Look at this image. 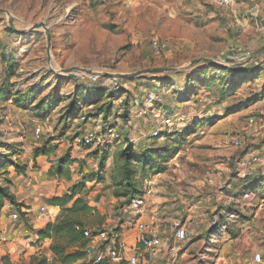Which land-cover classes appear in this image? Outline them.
Here are the masks:
<instances>
[{"label":"rangeland","instance_id":"374dc122","mask_svg":"<svg viewBox=\"0 0 264 264\" xmlns=\"http://www.w3.org/2000/svg\"><path fill=\"white\" fill-rule=\"evenodd\" d=\"M178 1L0 0V241L3 233L7 243L19 232L22 240L34 237L27 231L34 226L31 215L45 223L50 216L41 208L51 207L56 196L76 192L92 203L86 223L114 230L129 207L137 218L151 220L171 202L192 208L193 197L181 192L213 187L205 180L219 171L224 184L232 173L230 193L239 195L245 182L236 176V164L252 151L262 156L251 171L264 177V70L257 62L264 54V0H236L235 14L207 0L183 11ZM154 39L167 42L168 50L155 54ZM200 59L220 66L196 63ZM160 69L168 71L151 72ZM92 73L99 82L91 81ZM72 101L81 102L76 107ZM110 102L106 121L97 114ZM167 117L177 119L165 128ZM107 126L119 139L104 137ZM156 128L164 131L154 138ZM89 131L98 140L86 148ZM66 158L75 163L58 174ZM143 158L155 162L145 179ZM249 200L242 194L241 201ZM179 212L173 214L179 220L195 217ZM227 213L216 217L212 234L188 226L187 253L194 256L188 263L217 258L225 241L210 240L219 223L232 228ZM175 228L164 231L172 235Z\"/></svg>","mask_w":264,"mask_h":264},{"label":"crops","instance_id":"0c3cea01","mask_svg":"<svg viewBox=\"0 0 264 264\" xmlns=\"http://www.w3.org/2000/svg\"><path fill=\"white\" fill-rule=\"evenodd\" d=\"M178 2L179 7L183 11L198 10L202 8L200 0H179ZM233 13L235 14V12ZM197 76L198 72H196L194 77L197 78ZM196 78L194 80H196ZM251 155H257L260 158L262 156L259 150H255L246 154L245 157H250ZM237 167L238 163L236 164V176L245 182L243 184L244 187L239 191L241 192L239 195L238 191L234 194L230 193L232 187L229 182L232 173L228 176V179L224 184L222 180V176L224 175L219 171L217 174L210 176V180H205L208 183L213 184V187L208 186V189L189 187L188 192H181L184 197L189 194L193 197L194 200L191 201V204L194 206L190 209L188 208V205H184L185 207L183 205L176 207V204L171 202L168 205H164L160 217L154 215L156 211L153 212L151 215L153 217L152 220L147 215H145V219L144 217L137 218L133 212V207L124 209V219L114 227V231L117 233L120 243L124 248L126 258L129 259L136 256L139 251V232L137 230V224L142 223L149 226L152 224L156 230L157 236L163 238V247L158 251L152 263L149 264H193L194 260L191 261V263H188V259L194 257L189 256L187 253V245L189 242L184 247L180 248L179 257L176 262H173L168 252V246L173 242L175 232L172 235H167L164 229L166 230L168 228L171 229L172 227H176L175 230L183 228L188 231V226L191 228L192 225H197L198 228L204 227L206 230H209V234H212V230L215 228L216 224H218L216 217L220 216L223 218V216H225L223 214L226 212H228L226 220L229 221V219H231V223L229 222L228 224L232 228H227L224 224L220 223L216 227L219 231L216 232L217 234L213 236L210 241L218 242L219 240H223L225 241V244L223 248H221L217 258L213 260L212 264H250L253 261L255 254L260 253L264 256V177H255V174H253L251 170L246 173V176L239 177L237 174ZM225 171L230 172L231 168L226 166ZM250 187L251 189L249 190L248 188ZM244 188L245 190H243ZM249 193L250 196H248ZM242 194L245 195V197L248 196L250 200L241 201ZM187 200H189V198H186V201ZM183 203H185V201ZM222 203L224 206L220 207L219 205ZM88 204L89 206H92V203ZM46 208L47 212L42 214L50 216V218L43 224H39L38 221L33 220L31 215V224L34 226L32 230H27L29 232L33 231L34 237L31 239H20L19 236L21 232H19L16 240L7 243L8 241L5 239L6 233H3V237L0 241V264H2L1 260L4 257H9L13 264H16L19 258L24 260L23 264H29L34 257H39L41 255H45L50 261L54 260V256L50 250L51 241L48 240L37 243L38 232L43 230L48 223L55 222L61 216V211L59 208ZM234 208H237V210ZM26 211L29 212V215L33 212L32 209H27ZM179 211L184 212L185 214H187L186 212H193L195 217L191 219L182 218L179 220V217H174L173 215L175 212L180 214ZM210 215H212V218L209 221L210 224L207 225L205 224V222H207L205 218ZM237 223H239V226L236 230L234 229V224ZM106 224H108V222ZM97 227L107 228L100 226ZM205 259L206 256H204L203 260ZM139 264H147L143 253H139Z\"/></svg>","mask_w":264,"mask_h":264},{"label":"built area","instance_id":"2783aa9c","mask_svg":"<svg viewBox=\"0 0 264 264\" xmlns=\"http://www.w3.org/2000/svg\"><path fill=\"white\" fill-rule=\"evenodd\" d=\"M190 1V0H189ZM211 5L227 11L235 12V0H207ZM152 50L155 54H160L168 50V44L165 41H160L159 39H154L152 42ZM237 53H241L240 49H237ZM247 56L251 54L246 53ZM260 57V56H259ZM254 58L251 57V60ZM258 64L261 65L264 70V55L257 59ZM93 83L99 82L101 76L95 73L89 76ZM119 88H114V91H118ZM176 117H167L162 123L163 127L172 126ZM177 119V118H176ZM255 122L254 118H250V124ZM163 129L156 128L153 132V137H159L163 133ZM40 133L37 132V137L39 138ZM110 137L113 139H119V134L117 131L111 127L107 126L104 132V137ZM98 140L97 133L89 131L84 135L83 145L85 147H90ZM235 146L240 148L243 146L242 140L234 141ZM261 164V158L257 155H251L250 157H244L238 163L237 174L239 177L246 176V173L252 170L257 165ZM248 197V196H247ZM12 207V206H11ZM47 208L42 207L41 213H46ZM13 221L17 222L20 220L19 213H15L12 216ZM138 234V248L136 256L131 258H126L124 254V248L120 243L117 233L114 230H107L105 228H92L85 229L83 232V237L86 241V246L84 248V254L87 264H99L103 261H109L113 264H139V253H143L145 261L147 264L152 263L158 251L163 247V238L157 236L154 226H149L146 224H137ZM175 237L173 242L168 246V252L173 262H176L179 254L180 248L184 247L189 242V233L186 229L180 228L175 230ZM250 264H264V256L260 253L255 254L253 261Z\"/></svg>","mask_w":264,"mask_h":264},{"label":"trees","instance_id":"16d2710c","mask_svg":"<svg viewBox=\"0 0 264 264\" xmlns=\"http://www.w3.org/2000/svg\"><path fill=\"white\" fill-rule=\"evenodd\" d=\"M250 74V72L246 73L245 75ZM244 75V76H245ZM240 77V76H239ZM191 81H194L192 79ZM166 84L165 86H168ZM264 95V93H263ZM111 99H114V92L112 95H108ZM101 98V97H100ZM99 100V99H98ZM81 101H72L70 102V105L72 106H79V103ZM127 106V104H124ZM91 106H93L91 104ZM122 110L127 111V107L123 108ZM113 111V107L111 105V102L108 103V105H105V107H100L98 111V115H101L104 120H108L111 116V112ZM124 118H126V115H123ZM89 148V147H86ZM108 151H104V154ZM49 152H38V156H48L50 155ZM125 159L127 156V153H123ZM137 159L138 156H136ZM171 156L167 157V161L171 160ZM143 164V179L148 177V174L150 172V169H153V165L155 162H152L150 160H147L146 158L141 159ZM106 162L107 158H104V161L101 163V172H103L106 168ZM75 161H69L68 158L64 159L59 163L57 173L62 174L60 172V169L67 166L69 172V168L72 164H74ZM127 164L128 161H126ZM155 172V170H153ZM130 171H125L126 177H130ZM135 192V190H134ZM3 194H7L3 192ZM9 197V200L16 205L15 200L10 195H5ZM49 206L54 208H59L61 210V216L52 223H48L46 227L43 230H40L38 232V241L45 242V241H51L50 250L54 256V260L50 261L45 255L37 256L32 259V261L29 264H87L84 254V248L86 246V241L83 237V232L85 229H92V225H89L86 223L85 215L88 214V212L92 211V207L89 206V204L83 199V198H76V192L72 194H69V196L64 197H55L48 201ZM19 210L22 209L21 206L17 205ZM24 216H26V213H23ZM28 222V219L27 221ZM2 264H13L11 259L9 257H4L1 260ZM99 264H113L109 261H103Z\"/></svg>","mask_w":264,"mask_h":264},{"label":"water","instance_id":"95a60500","mask_svg":"<svg viewBox=\"0 0 264 264\" xmlns=\"http://www.w3.org/2000/svg\"><path fill=\"white\" fill-rule=\"evenodd\" d=\"M262 55H264V54H261V55H259V56H262ZM207 62V63H210V64H213V65H215V66H220L219 65V63H217V62H215V61H212V60H209V59H200V60H198V61H196V63L197 62ZM165 71H168V70H154V71H151V72H154V73H160V72H165Z\"/></svg>","mask_w":264,"mask_h":264}]
</instances>
